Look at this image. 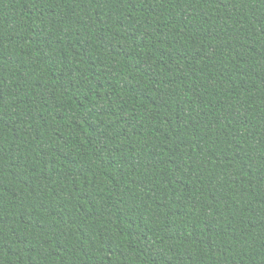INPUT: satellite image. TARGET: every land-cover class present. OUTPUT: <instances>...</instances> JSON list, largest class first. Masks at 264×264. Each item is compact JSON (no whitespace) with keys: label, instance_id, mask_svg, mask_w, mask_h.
<instances>
[{"label":"trees","instance_id":"1","mask_svg":"<svg viewBox=\"0 0 264 264\" xmlns=\"http://www.w3.org/2000/svg\"><path fill=\"white\" fill-rule=\"evenodd\" d=\"M0 264H264V0H0Z\"/></svg>","mask_w":264,"mask_h":264}]
</instances>
